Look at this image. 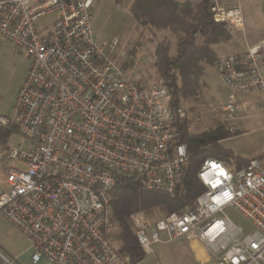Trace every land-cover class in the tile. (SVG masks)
<instances>
[{
    "label": "built area",
    "instance_id": "built-area-1",
    "mask_svg": "<svg viewBox=\"0 0 264 264\" xmlns=\"http://www.w3.org/2000/svg\"><path fill=\"white\" fill-rule=\"evenodd\" d=\"M92 5L0 0V36L29 60L11 116H0V125L13 123L27 141L25 150L4 155L0 217L29 239L34 264H142L116 245L111 193L118 177L135 175L145 191L174 194L188 174L187 145L177 143V119L186 112L171 108L164 85L122 66L119 39H96ZM212 12L227 29H243L240 2L213 0ZM148 52L138 49L140 58ZM216 71L228 91L218 109L236 134L252 96L264 102V41L219 56ZM197 176L205 191L194 209L156 221L141 211L127 218L143 252L186 241L200 244L213 264H264L261 162L233 169L209 158Z\"/></svg>",
    "mask_w": 264,
    "mask_h": 264
},
{
    "label": "rangeland",
    "instance_id": "rangeland-1",
    "mask_svg": "<svg viewBox=\"0 0 264 264\" xmlns=\"http://www.w3.org/2000/svg\"><path fill=\"white\" fill-rule=\"evenodd\" d=\"M134 2L135 0H119L118 3L117 0H93L92 27L95 37L100 42L112 38L119 39L122 44L120 47L124 49V56L119 57L122 66L134 71L147 84H162L152 67L157 40L162 41L167 38L172 43L171 54L175 53V40L167 32H151L139 25L131 15ZM224 4L234 5L230 2ZM240 5L244 15V27L227 29L232 35V40L214 48L218 57L228 53H243L249 47L264 41V0H242ZM154 35H157V39ZM142 46H145L149 52L147 56L140 58L138 49ZM141 61L143 64L137 66L136 64ZM28 67L29 60L25 54L0 36V116H11L20 84ZM203 84L198 101L181 104L186 112V118L191 123V133L207 131L224 121L218 106L226 103L228 91L216 73V66L206 70ZM251 99H253L251 108L237 123L236 133L240 132V134L235 136L236 134L231 133L233 137L222 141L220 145L231 151L237 159L246 162L259 160L264 168V102L258 95L252 96ZM9 148L25 150L27 141L16 133L9 138L6 145H0L4 154ZM227 164L233 169L236 168L235 160ZM229 215L239 224L245 225L234 212L229 211ZM165 216V213L155 211L150 219L156 221ZM116 226L119 227L117 223ZM118 233L119 230L116 231V245L121 248ZM27 246V239L0 217V252L13 264H19L15 259L16 256L22 255V259L26 262L29 260V255L24 253ZM153 251L154 254L149 256L144 253L142 264H213L202 246L195 247L186 241L157 244ZM17 260L22 262L21 259L17 258Z\"/></svg>",
    "mask_w": 264,
    "mask_h": 264
},
{
    "label": "trees",
    "instance_id": "trees-1",
    "mask_svg": "<svg viewBox=\"0 0 264 264\" xmlns=\"http://www.w3.org/2000/svg\"><path fill=\"white\" fill-rule=\"evenodd\" d=\"M212 5L213 0H135L131 8V15L139 25L151 32H167L175 40L173 54L170 52L172 43L167 38L157 40L152 65L169 91L174 111L181 109L183 102L198 101L204 86V74L208 68H214L218 60L214 48L232 40L226 26L214 20ZM154 37L157 39V35ZM190 125L186 117L177 119V143L187 145L189 156L188 174L179 191L174 194L145 191L133 175L119 176L111 193V221L119 225L121 250L134 263L143 261L144 252L127 224L132 213L141 211L150 218L155 211L167 216L194 209L197 198L205 191L197 175L206 159L227 163L235 160L237 169L249 162L237 159L220 145L233 137L224 121L200 133H191ZM16 133L19 131L13 123L0 125V145H6Z\"/></svg>",
    "mask_w": 264,
    "mask_h": 264
},
{
    "label": "crops",
    "instance_id": "crops-1",
    "mask_svg": "<svg viewBox=\"0 0 264 264\" xmlns=\"http://www.w3.org/2000/svg\"><path fill=\"white\" fill-rule=\"evenodd\" d=\"M177 1H179V2H183V1H185V0H177ZM242 0H224V2L225 3H232V4H235V3H238V2H241ZM244 1V0H243ZM259 1V0H258ZM223 2V3H224ZM219 47V46H218ZM218 50V49H217ZM218 52H219V50H218ZM220 53H221V51H220ZM229 54V53H228ZM222 55H224V54H222ZM221 56V55H220ZM216 73H217V71H216ZM25 76H26V74H25ZM25 76H24V78H25ZM219 76V75H218ZM24 78H23V80H24ZM23 80H22V82H23ZM21 82V83H22ZM20 86H21V84H20ZM227 97H228V95H227ZM251 100H253V99H251ZM4 152H3V149H0V176H1V174H2V172H3V169H4V165H5V159H4ZM3 219V218H2ZM4 221H6L5 219H3ZM7 222V221H6ZM8 223V222H7ZM9 224V223H8ZM10 225V224H9ZM12 226V225H11ZM13 227V226H12ZM17 230V229H16ZM18 231V230H17ZM19 232V231H18ZM20 233V232H19ZM22 236H24L22 233H20ZM26 239H27V241H28V246H27V249H26V251L24 252V253H27L28 255H29V260H28V262H26L25 260H23L22 259V255H20V256H16V261L19 263V264H34L33 262H32V250H31V243H30V241H29V239L26 237V236H24ZM197 243H193L192 245H194L195 247L196 246H201L200 244H197ZM17 258L18 259H21L22 260V262H19V260H17ZM7 261L9 262V263H12V261H10L7 257H5L1 252H0V264H7ZM13 264V263H12ZM37 264H49L47 261H44V260H42L41 262H39V263H37Z\"/></svg>",
    "mask_w": 264,
    "mask_h": 264
}]
</instances>
